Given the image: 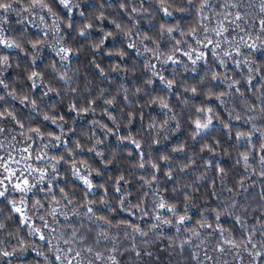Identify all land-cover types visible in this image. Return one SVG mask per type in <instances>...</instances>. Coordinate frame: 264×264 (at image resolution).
I'll list each match as a JSON object with an SVG mask.
<instances>
[{
    "label": "trees",
    "instance_id": "obj_1",
    "mask_svg": "<svg viewBox=\"0 0 264 264\" xmlns=\"http://www.w3.org/2000/svg\"><path fill=\"white\" fill-rule=\"evenodd\" d=\"M4 2L13 3L16 12L0 22V40L18 47L0 43V60L8 58L0 63V112L15 117L0 118V180L6 173L3 164L25 160L27 140L35 142L36 155L47 146L51 161L40 164L50 176L28 191L25 207L19 194L8 190L0 197V264H63L56 260L63 251L56 249L69 247L64 240L71 238L73 227L78 230L74 252L87 247L104 252L112 244H96V234L104 230L116 236L118 250L112 254L119 264H141L142 259L264 264V138L253 131H264V39H255L262 35L261 0H243L242 9L226 7L238 0H209L203 12L198 0L194 5L187 0H68V7L60 0H43L47 8L30 7L33 0ZM237 11L244 19L232 24ZM222 23L229 41L247 40V32L256 49L241 45L237 55L234 45L222 44L230 56L216 49L213 57L212 46L204 47L205 37L221 41L212 30ZM193 30L194 37L189 35ZM62 47L71 50L67 59L58 55ZM200 52L205 58L193 64ZM33 72L39 75L29 79ZM208 118L209 128L195 127L197 120L207 123ZM240 133H249L250 140L238 139ZM74 169L92 181L91 191ZM37 201L42 208L32 207ZM162 201L173 212L161 210ZM13 203L24 208L26 222ZM87 207L113 225L124 221L133 227H96L84 215ZM184 215L190 219L178 224ZM249 235L255 248L246 243ZM90 260L93 254L85 252L73 264Z\"/></svg>",
    "mask_w": 264,
    "mask_h": 264
},
{
    "label": "snow or ice",
    "instance_id": "obj_2",
    "mask_svg": "<svg viewBox=\"0 0 264 264\" xmlns=\"http://www.w3.org/2000/svg\"><path fill=\"white\" fill-rule=\"evenodd\" d=\"M13 2H15V0H13ZM198 2H199L198 11H200V12H203L205 9H207V8H209L211 6L209 0H198ZM60 3L64 7H68V0H60ZM187 3L190 4V5H194V0H187ZM37 4H39L42 8H47L48 7L46 4L43 3V0H33V3L30 5V7H35ZM226 7L227 8H232V9H242V8H245V4H244L243 0H238V2H236V3L226 4ZM248 7H251V4H249ZM24 11L26 12V11H28V9L25 8ZM48 11L51 12L52 11L51 8H48ZM133 11H135V9H133ZM164 11H165V15H171V13H169L167 11V9H165ZM14 12H16V8L13 7V3L4 2V0H0V17L3 18V20H2L3 23H7V14L14 13ZM260 12L264 13V0H261ZM228 15H231V13L229 12ZM225 19H227V16L225 17ZM242 19H244V16L241 14V12L237 11L236 14H235L234 19L230 23L235 24L236 21H239V20H242ZM236 26L239 27V25H236ZM87 27H91V25H88ZM117 27H119V25H117ZM260 29H261V34L262 35H257L255 37L256 40L264 39V19L260 20ZM167 31L171 32L172 30L168 29ZM204 31L207 32L208 29H204ZM212 31L215 32V35L222 37L221 41H216V42H214L212 39H209L207 36L205 37V40L207 41V43L204 44V47H208L209 45L212 46L209 50H210V52H211L213 57H216V55H217L216 49H221V51L223 52V55L225 57L230 56V53L228 51H223V49L221 47L222 44H228L229 46H233L234 45L237 55L241 54L240 53V46L241 45H243V47L248 48L250 50H255L256 49V43L255 42H252V43L248 42V40L252 39V36H251V34H249L247 32L245 33V35L248 36L247 40L244 38V36H240L239 40L233 39V40L229 41L227 37H224V33L228 32L229 29L227 27H225L223 25V23L218 28L213 29ZM241 31H244V30L241 29ZM80 35H82V36L85 35V32L81 31ZM189 35H192L194 37L195 36V30H193V33H191ZM195 42L197 44L203 43L199 39H196ZM0 43H3L5 47H9V48L13 47V46H17L18 47V45H12V44H9L6 41H2V40H0ZM177 43H179V41H177ZM33 47H35V44L33 45ZM129 47H133V45L129 44ZM70 52H71L70 49H66V48L62 47V48H60V50L58 52V55L63 53L64 55L62 56V59H67L69 54H70ZM185 55H189V58L191 59V54L190 53H185ZM204 58H205V53L204 52H200L199 55H197L196 59L192 60V63L195 64V63H197V61L203 60ZM7 59H8L7 56H4L2 58V60H0V63L7 64ZM168 59L172 60L173 63H177L178 62V61L174 60L171 56L168 57ZM220 63H221V65H223L224 61L221 60ZM38 75L39 74L37 72H33L32 75L29 77V79H33V78L37 77ZM213 79H216V77L213 76ZM2 83H3V81H0V84H2ZM169 86H171V81H169ZM33 87H35V84H33ZM193 91H195V89H193ZM220 95L222 96V95H224V93H221ZM0 99H2V97H0ZM216 99L219 100L220 96H217ZM21 102L23 103V101H21ZM108 103H111V101H108ZM33 106H35L34 102H33ZM163 107H167V105L165 104V105H163ZM201 111H203V110L201 109ZM208 111L210 112L211 109H208ZM262 111H264V110H262ZM5 116L11 117L13 120H15V117L13 116V114L11 112H8L6 114L0 112V118H4ZM45 119H49V117L45 116ZM53 123H55V120H53ZM210 125H211V118H208L207 123H201L200 120H197L195 122V127L197 129H199V130H205V129L209 128ZM21 127H23V125H21ZM3 131H4V129L0 128V132H3ZM33 131L38 133L39 129H34ZM253 131L254 132H260L261 137L264 138V131H262L261 129L254 128ZM198 134L199 133H197V135ZM241 137H248L249 140H250L251 135L249 133H240L239 136H238V139L241 138ZM56 139H59V137H56ZM136 147L139 148L140 145L136 144ZM261 148L264 149V143L261 144ZM25 151H27V149H25ZM243 158L247 162L248 156L244 155ZM2 159L3 158H0V161H2ZM37 159H40V157H37ZM17 163H18V161H17ZM59 163H60V160H56V164H54L52 166L51 171L53 173L56 172V170H57L56 169V165H58ZM260 163L264 164V156H261ZM140 167H144V165L141 164ZM152 167L155 169L157 166L155 164H153ZM3 168H4L5 172L9 173V175L7 177H5V179L11 180V177L16 175V173L13 172L6 163L3 164ZM29 171L30 172H37L38 171L39 172V181L40 182L45 181V178L48 175V173H47V171L45 169H36V168H31L29 166ZM220 172H221V175H223L224 170L220 169ZM73 174L79 180L82 181V183L86 186V188L89 191L92 190L93 184H92V181L88 178V176L81 175L79 169H74V173ZM262 175H264V173H262ZM120 179L123 180L124 178L121 177ZM153 179H155V175H153ZM2 184H4V180H0V185H2ZM21 184L23 185V187L21 186ZM35 187H36V184H30V182H29V180L27 178H24L21 183H16V184L13 185L14 190H17V191H20V192L31 191ZM6 191H7V188H5L4 191H0V197H4ZM116 191L119 192L120 188H117ZM61 192L63 193V189H61ZM64 199L67 200V194L66 193L64 194ZM67 202L69 204L72 203L71 200H68ZM21 203H23V201H21ZM32 207L35 208V209H39V208H42L43 205L40 203V201H37L35 204L32 205ZM158 207L161 210H165L166 209L169 212H173V208L167 206L166 203L163 202V201L159 203ZM13 209H14V211L16 213H20L22 215V221L23 222L27 221L28 218L23 216V210H22L21 207H16L15 204L13 203ZM75 215H79V214L75 213ZM84 215L87 216L88 219L90 221H92L93 224L96 227H100L102 229L105 226H107V227L115 226V227H125V228L133 227L131 224H129L127 222H124V221H122L120 225H113L111 223V221L107 220L106 217H104L102 215H97V212L92 207H87L86 212L84 213ZM39 218L41 220L44 219L43 216H40ZM216 218L219 219V214H217ZM65 219H67V217H65ZM155 219L158 220V221H161L163 223H167V224H171L172 223V221H162V218L160 216H156ZM188 219H190V217H188L186 215L180 216L177 223L178 224H184L186 222V220H188ZM97 221H103L104 223L103 224H99V223H96ZM237 223H243V221L240 220L239 218H237ZM3 227H4V225L0 224V228H3ZM44 227L47 228L48 225L45 224ZM155 227H157V225H153V228H155ZM200 227L201 228H203V227H211V225L201 224ZM260 227H261V229H264V224H261ZM38 231H39L38 229H34V232H38ZM134 231L138 232L141 236L146 235V233L143 232L139 227H135ZM220 231L223 232V229L221 228ZM194 234L195 235H199L196 232H194ZM70 236H71L70 239H65L64 240V244L69 245V247L67 249H63V250L60 249V248L56 249V252L63 251V256L56 255V260L57 261H62L63 264H73V260H76L77 258H81L82 259V253L86 252V253H89V254H93V260H90L89 264H95V261H101V260H106V261L110 262V264H119V261L117 260L116 256L112 254L113 252H116L118 250V248H117V237L116 236H110L108 234V232L104 231V230H102V231H100L99 233L96 234V236L94 238L96 244H99L101 242V240L109 241L112 244L111 249H109V248H107V246H105V251L104 252H101V251H98V250L94 252L92 247H87L85 249H82V251H75L74 252L72 247H71V243L78 238V230L75 227H73L71 229ZM40 239L44 240L45 236L41 235ZM79 239L83 240V237H79ZM125 239H127V236H125ZM226 242L227 243H232L231 241H226ZM185 243H187V241H185ZM246 243L247 244H251V246L253 248L256 247V245L254 243H252V236L251 235L246 237ZM235 246L236 247H240V245H235ZM220 250L223 251V249H220ZM132 251H135V248H133ZM106 253H107V255H106ZM249 254L251 255V253H249ZM3 255L6 257V256L11 255V253L4 252ZM136 255L139 256L140 253L137 251ZM147 255H151V253H147ZM257 255H259V253H257Z\"/></svg>",
    "mask_w": 264,
    "mask_h": 264
},
{
    "label": "rangeland",
    "instance_id": "obj_3",
    "mask_svg": "<svg viewBox=\"0 0 264 264\" xmlns=\"http://www.w3.org/2000/svg\"><path fill=\"white\" fill-rule=\"evenodd\" d=\"M27 141L29 142L30 146L27 147V151H25V149H24L23 158L25 160L23 162H22L21 159L14 160V161L11 162V163H14V165L13 164L12 165H8L9 168L13 172L16 173V175L12 176L11 180H7V179H5V177H7L9 175V173L6 172L4 177H3V179H2V180H4L3 187L7 188V191L9 190L13 194H17V195L19 194L20 197H22V198L19 199L21 207H25L24 205L27 204L26 200H24V199H26V194L28 193V191L27 192H20V191L14 190L13 185L16 184V183H21L24 178H27L29 180L30 184H32L31 183L32 177L36 178L35 181H36L37 184L35 183L36 184L35 188H37L38 182L41 183L39 181V172L38 171L37 172H30L29 171V166L31 168H36V169H45L47 171V173H48L46 178L48 176H50L49 175V169L46 168V166H44L43 168L40 167V164H43V162H50L51 161V158H50V156L48 155V152H47V146L46 147L45 146L42 147L41 148L42 150L39 152L38 155H36L35 152H34V148H33L34 145H35V142L34 141L31 142V140H27ZM15 154L16 153H12L11 155H15ZM37 157H40V159H37ZM17 161H18V163H17ZM21 186L23 187L22 184H21ZM35 188H33V189H35ZM21 201H23V203H21ZM22 209L24 211V208H22ZM23 215H24V212H23ZM143 257H144V255L142 254L141 258H143ZM148 259H150V258H148ZM146 260L147 259H142L141 264H162L161 261L155 262V261L151 260V262H148Z\"/></svg>",
    "mask_w": 264,
    "mask_h": 264
},
{
    "label": "clouds",
    "instance_id": "obj_4",
    "mask_svg": "<svg viewBox=\"0 0 264 264\" xmlns=\"http://www.w3.org/2000/svg\"><path fill=\"white\" fill-rule=\"evenodd\" d=\"M17 15H19V12H17ZM2 20H3V18L2 17H0V22H2ZM257 255V254H256Z\"/></svg>",
    "mask_w": 264,
    "mask_h": 264
}]
</instances>
